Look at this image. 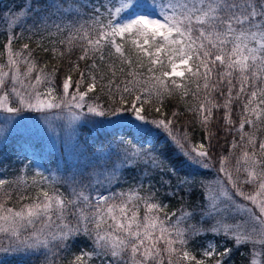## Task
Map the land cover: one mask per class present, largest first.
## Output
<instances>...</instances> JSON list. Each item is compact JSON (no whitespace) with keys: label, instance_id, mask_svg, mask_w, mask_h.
<instances>
[{"label":"snow or ice","instance_id":"obj_1","mask_svg":"<svg viewBox=\"0 0 264 264\" xmlns=\"http://www.w3.org/2000/svg\"><path fill=\"white\" fill-rule=\"evenodd\" d=\"M4 20L12 29L32 20L33 35L55 36L36 47L68 68H50L29 43L14 48L15 31L0 52V152L18 145L34 169L0 178V255L59 264L84 242L91 251L67 264H230L234 248L250 246L248 264H264V0H25ZM174 96L191 98L186 110L207 146L177 131L180 113L163 111ZM41 121L57 136L55 122H66L73 152L78 126L91 123L98 147L86 164L66 160L45 175L32 143ZM221 129L232 135L218 158L224 180L206 186L199 219L168 211L152 182L165 165L144 147L148 138L163 132L190 164L209 168ZM137 168L130 183L125 173ZM202 234L224 237L223 251L209 242L194 255L189 244Z\"/></svg>","mask_w":264,"mask_h":264},{"label":"trees","instance_id":"obj_2","mask_svg":"<svg viewBox=\"0 0 264 264\" xmlns=\"http://www.w3.org/2000/svg\"><path fill=\"white\" fill-rule=\"evenodd\" d=\"M15 1L16 0H0V5L3 4L4 8H7ZM18 2L19 3L15 2L14 5L18 6L23 4L25 0H18ZM23 35L24 37H22V39H17V42L23 44L29 43L30 47L35 49L34 55H36L41 62L48 63L50 68L52 66H57L61 69V72L67 71V60H58L51 52H44L42 49L36 47L37 43H42L46 47H52V45L49 43V40L56 39L55 36H45L42 39L39 34L33 35L31 32H25ZM30 36L31 39H29ZM4 37L5 35L0 33V52H2L4 48ZM73 59H75V57H73ZM84 63L85 62H81V65L83 66ZM57 75L59 77L60 73ZM76 75L78 74H73L74 80L76 79ZM185 101L191 103V98L187 97L185 100H181L179 96L171 97L166 100V107L163 109V111L168 113L169 116H171L173 111L180 113L181 115H179L174 122V127L177 129V131H187L191 136L193 144L204 143L207 146L209 141L206 138V131L195 120L193 113L186 110ZM100 102L106 103L107 97L102 96ZM213 131H217L215 125L213 126ZM107 132L111 135H117L120 130L116 129L114 131L112 128H108ZM100 135H103V133ZM78 139L80 145L79 149L81 148L86 155L90 154L88 149L97 148L99 144L97 131L95 128H92V125L89 124L82 125L80 127ZM231 139L232 135L225 133L222 129L217 132V138L212 139L211 143L213 146L209 149L210 153L212 154V160L210 162L212 171L218 173V158L228 154L230 150ZM32 143L35 146L33 150H35L37 154L42 155V148L40 144H38V142H36L34 139H32ZM144 147L146 149H150L154 155L158 156L164 162L165 171L163 173H155L152 176V182L154 183L155 187L159 189L158 196L160 200L168 206L167 210L177 211L180 208H184L196 213L197 219H199L201 208L205 205L203 188L206 182L209 180V174L197 169L195 166H192L186 160V158H184L179 153L171 139L163 132L155 135L152 134L148 138V141ZM20 157H23V153L20 151L19 146L15 144L10 145L6 151L0 152V169H2L4 172V179L12 181L17 178V168L19 167L18 158ZM48 162L52 167H55V163L52 158L49 159ZM171 169H175V174H173ZM140 175L141 173L139 168L125 173V176L130 183H135L136 179ZM161 180L164 182L170 181V187L166 186V183H162ZM184 181H186V183H184ZM117 187L126 188L128 187V184H119ZM177 214L179 215L178 211ZM193 222L195 223L196 221ZM207 242H214L218 246L221 244L224 246L223 238L216 237L211 234H202L195 237L190 242V247H203ZM227 246L232 248V242H228ZM81 249H84L85 251H91V245L89 243L81 242L78 245L73 246L71 252L61 256L59 259V264H67V260L72 258V253L79 254ZM240 249L242 252L248 251L247 249L245 250V246L240 247ZM0 256V260H7L9 264H37L35 259L29 261L26 257H17L16 259H13L11 256ZM90 264H99V260L93 258Z\"/></svg>","mask_w":264,"mask_h":264},{"label":"rangeland","instance_id":"obj_3","mask_svg":"<svg viewBox=\"0 0 264 264\" xmlns=\"http://www.w3.org/2000/svg\"><path fill=\"white\" fill-rule=\"evenodd\" d=\"M16 3H19L18 0L15 1ZM14 2V3H15ZM14 3H12L11 5H9V7L4 8L3 4L0 5V33H3L5 35V40H4V44L7 42L8 40V36L10 34L13 33V31H15V35H16V40L13 42V47L14 48H20L23 43H19L17 42V39H22V37H24V33L25 32H29L27 29L32 27V20H28L27 21V26L25 28H16V29H12L9 28L7 26V24L5 23L4 17L8 16L11 13H14L15 10L17 9V5H14ZM21 5V4H20ZM23 23V21H22ZM25 31V32H24ZM4 50V48H3ZM3 52V51H2ZM0 62H2V60H0ZM59 91V89H58ZM24 115H28V116H33L36 115L38 116L39 114H34V113H24ZM29 123H31V121H29ZM64 121H56L55 124L58 126V131L60 133L59 136H57L54 133H51L48 131V127L47 125H45L42 121L40 124V131H37L36 134L33 136L32 139H34L36 142H38V144H40L41 148H42V155L40 154V156L42 157V163H43V168L41 169V171H44L45 175H48L49 171L51 172H56L57 170V164H59L61 170H63L65 168V161H69L73 164L75 163H80L81 165H84L87 163V161L90 159V154L86 155L84 154L83 156H81L79 153L84 151L80 148L79 151L77 152H73L72 150V144L74 143V141H70L65 133V130L63 127H60V125H63ZM89 125H92L91 123H88ZM82 125H87V124H81L79 125V129ZM92 128H94L92 126ZM156 133H153V135H155ZM35 151V150H34ZM36 152V151H35ZM37 153V152H36ZM50 156V157H48ZM54 160L55 163V167H52L50 165V163L48 162L49 159ZM32 160V156L29 153L28 155L23 154V157L18 158V162H19V167L17 168V175H25V176H32L34 174V169L32 167V165H30L29 161ZM192 166H195L197 169L203 171V172H207L209 174V180L206 182V184L204 185L203 188V192H204V199L206 196V186H211L212 188L217 187V181L218 180H224V175L223 173H220L218 171L214 172L211 170V167L209 168H203V167H199L196 165L191 164ZM75 170V169H73ZM17 176V177H18ZM5 175L2 169H0V178L4 179ZM62 191L67 192V187L64 186L61 188ZM245 190H250L248 185H245ZM206 203V200H205ZM243 203H248V202H243ZM175 219V218H173ZM224 239V237H221ZM231 242V241H228ZM213 245H215L217 247L218 251H223V245H217L214 242H211ZM209 242H207L203 247H198V248H194V247H190L189 244V250L193 252L194 255H196L198 258L201 257L202 255V251L208 246ZM249 247L250 246H245V250L247 249L249 251ZM247 251V252H248ZM241 249H235L232 252L231 255V262L230 264H248V253L247 252H242ZM1 259V256H0ZM214 259V258H213ZM209 264H211V261H209Z\"/></svg>","mask_w":264,"mask_h":264}]
</instances>
